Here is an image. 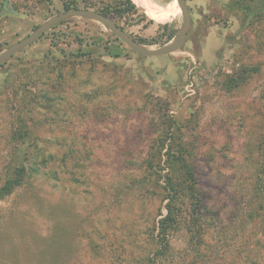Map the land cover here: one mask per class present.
<instances>
[{"label": "rangeland", "instance_id": "obj_1", "mask_svg": "<svg viewBox=\"0 0 264 264\" xmlns=\"http://www.w3.org/2000/svg\"><path fill=\"white\" fill-rule=\"evenodd\" d=\"M129 1L0 0V53L73 9L147 49L181 29L176 0ZM185 1L173 54L71 17L0 66V188L22 174L0 198V264H264V0ZM167 149L199 203L181 197L161 240Z\"/></svg>", "mask_w": 264, "mask_h": 264}, {"label": "water", "instance_id": "obj_2", "mask_svg": "<svg viewBox=\"0 0 264 264\" xmlns=\"http://www.w3.org/2000/svg\"><path fill=\"white\" fill-rule=\"evenodd\" d=\"M176 2L182 16V27L168 45H165L158 49H147L139 45L136 41H134L126 33H124L108 16L104 14L89 9H73L52 16L42 25L33 30L25 38L6 48L2 53H0V66L19 50L39 40L48 30L61 23L63 20L71 17L90 19L100 23L101 25L106 27L116 39L120 40L131 51L142 57L153 58L173 54L184 45L191 22L190 12L187 7L186 1L176 0Z\"/></svg>", "mask_w": 264, "mask_h": 264}, {"label": "trees", "instance_id": "obj_3", "mask_svg": "<svg viewBox=\"0 0 264 264\" xmlns=\"http://www.w3.org/2000/svg\"><path fill=\"white\" fill-rule=\"evenodd\" d=\"M129 5L132 6L131 2L127 0ZM134 3V2H133ZM166 158L164 160L166 167L168 168L167 173V181H166V190H167V199L169 200L166 204L167 214L160 221V238L161 240L166 239L167 229H174L175 224L178 220V211H180L181 207V197H186L190 205L194 207L198 206L199 198L198 191L196 188V182L192 170L183 160L182 156H175L172 154L170 149H167L165 154ZM160 159L158 160L159 163ZM151 166V162H148ZM177 165L180 167V175L179 179L175 178V176H171L173 172L176 171ZM19 170H25L23 167ZM22 176V174L20 173ZM19 174L10 177L5 181L2 188H0V198L5 197L10 194L16 187L21 185V177ZM158 241V240H157Z\"/></svg>", "mask_w": 264, "mask_h": 264}, {"label": "bare ground", "instance_id": "obj_4", "mask_svg": "<svg viewBox=\"0 0 264 264\" xmlns=\"http://www.w3.org/2000/svg\"><path fill=\"white\" fill-rule=\"evenodd\" d=\"M137 1H138V3H140V4L143 3V0H137ZM178 10H179V8H178ZM179 12H180V10H179Z\"/></svg>", "mask_w": 264, "mask_h": 264}]
</instances>
